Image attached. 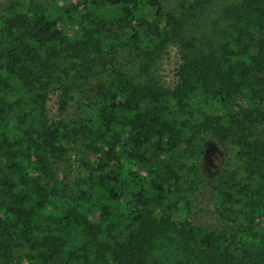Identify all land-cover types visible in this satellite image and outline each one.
I'll use <instances>...</instances> for the list:
<instances>
[{
    "label": "trees",
    "instance_id": "1",
    "mask_svg": "<svg viewBox=\"0 0 264 264\" xmlns=\"http://www.w3.org/2000/svg\"><path fill=\"white\" fill-rule=\"evenodd\" d=\"M69 1V19L77 26L71 30L70 36L78 38L74 41L68 38L69 31L62 19L46 15L37 3L32 2L25 13L16 12L11 4L8 13L0 14V63L10 58L12 66L18 64L16 75L31 103V107L17 113L21 99H1L5 107H0V194H10L13 201H0V264H264V186L250 197L248 225L233 240H225L215 231L197 232L179 227L175 219L181 217L175 209L164 214L166 208L155 205L161 197L154 199L149 185L136 172L122 173L120 167L122 152L129 150V156L138 159L141 165L139 158L144 157L142 149L147 143L165 140L168 146L176 147L187 134L189 127L185 122L174 128L170 122H162L159 113L132 110L144 98L158 102L164 92L171 94L179 108L197 92L217 99L224 107L239 94L248 96L255 109L242 115L230 111L226 126L220 116L207 118L201 124V132L220 144L232 136L237 143L257 150L264 160V144L252 135V127L264 121V0H241L227 7L224 14L229 22L225 35L213 50L197 44V38L181 34L182 18L163 16L159 0H131V9L124 8L131 15L142 5L146 9L144 16H148L144 22L149 26L142 37L137 30L132 36L123 37L121 47L147 61L170 43L178 45L180 81L170 91H159L150 83L134 82L127 72L114 70L116 89L107 88L104 83L96 85L97 95L91 103L101 102L91 118L99 137L87 147L96 157L93 171L99 174L98 191L105 197L89 207L83 204L82 207L60 192L55 181L50 158L66 152L65 144L69 141L66 129L43 121L34 127L31 114L34 107L43 110L51 86L60 92L63 111L73 98L71 92L75 87L88 83L102 70L114 68L110 58L119 47L114 42L106 44V54L112 56L102 55L106 24L98 26L92 7L98 1L121 6L123 0ZM25 38L31 40L32 46L21 52ZM63 51L64 57L71 54L72 61L67 64L62 58ZM70 63L76 66L73 79ZM128 110L134 112L123 133L118 127L119 116L121 111ZM12 122L17 124L19 133L10 134L8 126ZM194 128L190 133L197 132ZM82 133H86L84 126ZM155 187L163 190L160 183ZM221 195L226 202L232 199L227 193ZM106 199L116 204L123 202L125 211L123 221L110 222L107 228L110 212ZM50 219H59L66 225L52 230L44 226ZM69 226L76 229L75 235H70ZM13 228L18 231H12ZM168 228L180 238L172 254L154 240Z\"/></svg>",
    "mask_w": 264,
    "mask_h": 264
},
{
    "label": "rangeland",
    "instance_id": "2",
    "mask_svg": "<svg viewBox=\"0 0 264 264\" xmlns=\"http://www.w3.org/2000/svg\"><path fill=\"white\" fill-rule=\"evenodd\" d=\"M240 1L159 0L161 14L163 16L171 14L182 18L183 24H181L180 33L197 38V44L200 43L206 50H213L221 43L222 35L229 22L224 11L227 7L236 5ZM32 2L37 3L41 7V11L45 10L46 15L54 18L60 17L63 26L69 31L68 38L71 41L78 40V38L70 36L72 35L71 30L76 29L77 26L73 24L74 21L69 19V15H71L69 0H0V14L8 13L6 10L11 4L16 12L25 13L31 8ZM132 4L131 0H123L121 6L120 3L98 1L92 7L96 15L95 20L99 23L98 26L106 24V33L104 30L101 31L104 33L102 41L105 43L102 55L107 58L112 56L106 54L108 47L106 44L110 45L114 42V45L119 47L113 58H110L114 63V68L102 70L94 74L88 83L75 87L71 92L73 98L67 102L63 111L60 110V92L56 86H51L45 97L43 110L34 107V112L31 114L34 127L43 121L46 125L55 123L62 129H66L69 140L65 144L66 152L62 156L56 155L50 158L55 181H57L60 192H64L80 205L83 204L87 207L93 203L97 204L105 197L98 191V188L101 189L97 186L101 185L99 174L93 171L96 157L93 151L87 147L88 143L91 145L92 139L99 137L95 132L97 127L93 125L94 121L91 118L93 110L101 102L96 100L91 103V100L97 95L96 85L104 83L107 88L116 89V72L114 70L127 72L128 75L134 77V82L150 83L158 87L159 91H170L180 81L178 72L181 53H179L178 45L170 43L147 61L141 60L139 54L136 56L135 52L129 53L121 47V42L125 40L123 37L132 36L135 30L142 37L148 30L149 24L144 22L148 20V16H144L146 9L142 5L135 12L133 10L134 13L131 15L124 11L125 7L131 9ZM73 13L78 14L75 11ZM14 31L18 32V30ZM29 46H32V42L25 38L20 46L21 52ZM64 56L62 58L66 59L65 64L72 61L71 54L67 53L66 57ZM12 65L10 58H4L0 63L2 69L0 70V107H5L2 105L1 99L7 98L8 101L21 99L16 111L22 113L31 107V103L24 95L16 75L19 66L18 64ZM71 65L70 63L69 66ZM70 68V77L73 79L76 66L73 65ZM184 103L183 108H179L171 94L164 92L158 97L156 103L149 102L144 98L139 101L136 107H133L132 110L139 109L141 113H159L161 121L170 122L174 128H177L180 122H185L189 130L185 136H182L176 147L168 146L169 144L165 140L147 143L142 149L144 157L142 159L137 157L142 160L141 165L137 163L138 159L129 156V150L122 152L121 172H136L143 179V183L149 185L154 199L163 198V201L161 198L156 200L155 205H163L166 208L164 214H170V209H175V212L180 215V219H175V223L179 227L185 226L187 229L192 228L197 232L215 231L221 235L222 239L233 240L234 235L249 223L250 219L247 214L250 212L248 205L251 195L264 186V160L257 150L246 148L244 144L237 143L232 136L220 144L212 136H206L203 131L201 132V124L207 118L220 116L222 124L226 126L227 115L230 111L242 115L243 112L256 107L244 94L232 98L225 107L217 99L202 96L198 92L189 96ZM134 111L120 112L118 127L120 126L123 133L129 116ZM83 126L86 130L84 134L82 133ZM16 127L15 122L9 123L10 134L19 133ZM191 128L197 129V132L190 133ZM252 131V135L257 136L258 140L264 144V121H259L252 127ZM107 136L108 134H106ZM188 137L191 138L190 141L187 140ZM170 170L172 173L169 172ZM157 183L162 184V191L155 187ZM50 185H53V180L49 182V188ZM222 193L229 194L232 199L226 202ZM0 201H13V197L10 194L2 193ZM106 203L109 205L110 212L108 220L106 218L107 228L110 222L117 224L123 221L125 211L123 202L116 204L110 199H106ZM116 215H120L119 220ZM116 221L117 223H115ZM181 221L182 225L180 226ZM64 225L66 222L59 219H55V221L50 219L44 223V226H48L52 230L62 229ZM68 229L71 230L70 235L71 233L76 234V229H72L70 226ZM12 231H18V229L13 228ZM154 240L160 246L167 247V252L172 254L176 251L173 247L177 246L180 238L173 232V229L168 228Z\"/></svg>",
    "mask_w": 264,
    "mask_h": 264
}]
</instances>
